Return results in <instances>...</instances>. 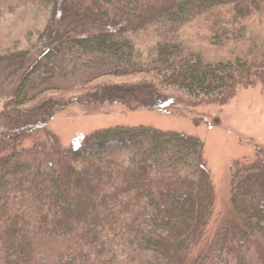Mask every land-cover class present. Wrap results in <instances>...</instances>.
I'll use <instances>...</instances> for the list:
<instances>
[{
    "label": "trees",
    "instance_id": "1",
    "mask_svg": "<svg viewBox=\"0 0 264 264\" xmlns=\"http://www.w3.org/2000/svg\"><path fill=\"white\" fill-rule=\"evenodd\" d=\"M31 2L49 6L45 27L29 48L0 55V264H264V148L234 163L236 217L209 230L215 191L203 140L140 124L65 146L49 128L68 103L167 110L173 89L225 103L264 83V35H247L264 29V0H0V16ZM224 6L233 26L214 42L247 50L208 60L180 29ZM148 28L156 41L146 56L133 35ZM140 73L151 75L102 79Z\"/></svg>",
    "mask_w": 264,
    "mask_h": 264
},
{
    "label": "rangeland",
    "instance_id": "2",
    "mask_svg": "<svg viewBox=\"0 0 264 264\" xmlns=\"http://www.w3.org/2000/svg\"><path fill=\"white\" fill-rule=\"evenodd\" d=\"M49 10V6L45 4L31 2L13 12L3 13L0 16V55L29 48L45 27ZM230 18L232 15L228 6L219 7L214 13L205 12L191 18L181 27V37L187 45L202 53L208 60L227 59L247 50L244 41L228 39L223 43L214 42L212 35L221 25L228 29L233 26L228 23L232 22ZM253 27L260 31L263 38L264 29L258 24L248 27L247 35ZM133 38L136 46L148 56L156 41L153 31L150 28L141 29ZM5 75L6 68L0 63V108L8 99ZM143 75L151 74L107 76L102 79L136 81ZM171 93L177 99L167 110L129 109L122 103L89 106L68 103L55 112L49 128L65 146L95 130L117 125L142 124L159 129L179 130L203 140L204 158L215 191L213 213L208 227L209 230H215L236 217L231 202L232 166L237 161L253 159L257 149L264 148V83L238 87L234 96L225 103L198 102L179 89H173ZM63 94L69 96L71 93Z\"/></svg>",
    "mask_w": 264,
    "mask_h": 264
}]
</instances>
